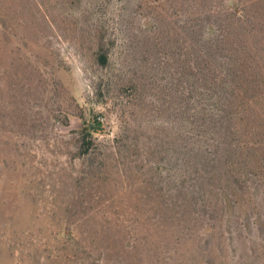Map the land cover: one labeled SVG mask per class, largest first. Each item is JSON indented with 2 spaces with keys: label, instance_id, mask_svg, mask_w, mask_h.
<instances>
[{
  "label": "rangeland",
  "instance_id": "1",
  "mask_svg": "<svg viewBox=\"0 0 264 264\" xmlns=\"http://www.w3.org/2000/svg\"><path fill=\"white\" fill-rule=\"evenodd\" d=\"M0 264H264V0H0Z\"/></svg>",
  "mask_w": 264,
  "mask_h": 264
},
{
  "label": "trees",
  "instance_id": "2",
  "mask_svg": "<svg viewBox=\"0 0 264 264\" xmlns=\"http://www.w3.org/2000/svg\"><path fill=\"white\" fill-rule=\"evenodd\" d=\"M100 61L102 62V63H106V61H107V56L105 55V54H101L100 55ZM97 125H94L93 123L90 125V126H92V129H96V127H98V126H100V125H98V124H100V123H96ZM86 130V133H88L87 132V130H89V126L88 127H86V126H84L83 127V131H85Z\"/></svg>",
  "mask_w": 264,
  "mask_h": 264
},
{
  "label": "water",
  "instance_id": "3",
  "mask_svg": "<svg viewBox=\"0 0 264 264\" xmlns=\"http://www.w3.org/2000/svg\"><path fill=\"white\" fill-rule=\"evenodd\" d=\"M101 128H102V126H98V127H96V129H98V130L101 129Z\"/></svg>",
  "mask_w": 264,
  "mask_h": 264
}]
</instances>
